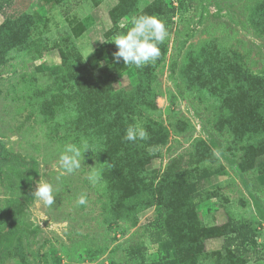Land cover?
Wrapping results in <instances>:
<instances>
[{"label": "rangeland", "instance_id": "374dc122", "mask_svg": "<svg viewBox=\"0 0 264 264\" xmlns=\"http://www.w3.org/2000/svg\"><path fill=\"white\" fill-rule=\"evenodd\" d=\"M162 2L174 7L165 59L142 68L116 62L109 55L111 42L101 40L125 31L121 22L151 15ZM262 2L0 0V26L21 13L30 14L33 21L27 43L0 55V142L5 154L35 161L33 192L42 174L59 189L51 207L34 197L16 217L17 233L0 242V264H137L125 251L130 244H144L149 262L164 252L161 244L150 240V233L160 226L157 207L143 210L136 219L116 220L96 134L79 126L72 113L51 117L42 111L43 102L55 94L77 97L74 82L68 80L76 65L68 52L69 35L88 69L109 80L118 96L131 99L141 74L148 73L156 106H139L131 123L143 127L148 139L150 126L156 124L165 144L156 153L142 152L147 175L157 182L171 165L187 180L190 192L184 201L200 225L252 230L256 243L246 244L250 258L224 247L225 235L219 232L204 239L197 264H264V165L255 156L264 146V18L258 14ZM78 24L85 32L74 38L72 29ZM103 42L107 46L93 53ZM209 43L238 70L230 87L254 94L249 112L245 106L229 109L185 75L191 54ZM250 117V127L248 123L249 128L241 129ZM148 139L136 141L140 149L147 148ZM83 141L93 152L85 153L81 169L61 174L59 153L66 144ZM23 171L19 161L0 164V236L8 230L9 202L21 197ZM82 197L84 205L78 204Z\"/></svg>", "mask_w": 264, "mask_h": 264}, {"label": "trees", "instance_id": "16d2710c", "mask_svg": "<svg viewBox=\"0 0 264 264\" xmlns=\"http://www.w3.org/2000/svg\"><path fill=\"white\" fill-rule=\"evenodd\" d=\"M258 14L264 18V0ZM151 15L160 17L166 22L167 27L172 28L174 23L172 4L162 2L155 7ZM32 22L30 14L21 13L10 16L7 22L0 26V55L9 48L27 43ZM83 32L85 29L81 24L72 29L74 38L79 37ZM66 39L70 42L67 47L72 63H76L71 68L72 74L68 80L74 82L77 97L65 93L55 94L43 102L42 111L51 117L72 113L74 121L79 126L96 134L100 141L99 154L105 166L103 177L116 220L136 219L143 210L152 206L158 208L160 226L150 233V240L163 246L162 256L149 262L146 258L147 247L144 244H130L125 250L128 257L137 264H197L198 256L204 248V239L220 232L219 235H225L224 247L233 248L237 256L250 258L251 252L246 244L250 241L252 244L256 243L250 228L233 227L228 224L218 229L200 225L195 211L189 209L184 201L185 196L190 192L185 178L177 174L171 165L167 166L157 182L155 178L147 175L142 152L149 149L150 153H156L159 147L165 144V138L162 134H158L155 128L156 124L152 123L150 126L152 134L147 140L146 149H140L136 141L123 139L127 127L132 125V117L136 114L137 108L156 106L148 73L141 74L137 90L131 99L118 96L114 93L109 80L88 69L85 57L72 42L74 40L72 36L69 35ZM110 45L109 55L113 56L117 46L114 42ZM106 46L103 42L93 53H100V50ZM160 47L162 55L158 61H163L168 51L167 41ZM184 70L185 75L195 86L206 89L210 94L220 98L229 109L235 110L245 106V111H250L247 105H252L254 94L246 88L243 91L230 87L238 70L212 43L204 45L196 53L191 54ZM60 77L64 79L63 76ZM248 123L250 127L251 117L248 122L244 120L241 123V129L248 127ZM215 149L223 153L219 146L215 145ZM4 152L5 147L0 142V164L19 161L24 171L21 173L23 186L21 197L11 200L7 206L8 230L1 234L0 242L5 239L12 240L17 233L20 224L16 221V217L33 201V176L37 174L34 160H27L21 154L14 152L7 154ZM255 156L257 162L264 165V146L259 147Z\"/></svg>", "mask_w": 264, "mask_h": 264}, {"label": "clouds", "instance_id": "9594fccd", "mask_svg": "<svg viewBox=\"0 0 264 264\" xmlns=\"http://www.w3.org/2000/svg\"><path fill=\"white\" fill-rule=\"evenodd\" d=\"M119 27L126 30L116 34L111 39L101 41L115 43L118 51L113 53V57L116 62L122 60L125 66L136 68L154 64L162 55L160 45L170 35L166 22L156 15H139L133 17L127 24L121 22ZM148 138L147 131L139 125L128 126L123 137L124 140L130 142ZM89 151L93 152L87 141L80 144H66L59 153L58 165L62 170L61 174H72L81 169L85 153ZM89 178L93 182L97 179L96 176ZM58 193L59 189L52 182L44 180L42 174L33 196L37 201H41L45 207H51L55 204ZM85 203L86 200L83 197L78 200L80 205Z\"/></svg>", "mask_w": 264, "mask_h": 264}]
</instances>
